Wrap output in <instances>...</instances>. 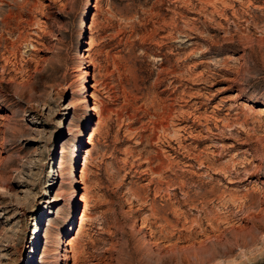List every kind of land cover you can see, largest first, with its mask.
<instances>
[{
	"label": "rangeland",
	"instance_id": "1",
	"mask_svg": "<svg viewBox=\"0 0 264 264\" xmlns=\"http://www.w3.org/2000/svg\"><path fill=\"white\" fill-rule=\"evenodd\" d=\"M0 264H264V0H0Z\"/></svg>",
	"mask_w": 264,
	"mask_h": 264
},
{
	"label": "bare ground",
	"instance_id": "2",
	"mask_svg": "<svg viewBox=\"0 0 264 264\" xmlns=\"http://www.w3.org/2000/svg\"><path fill=\"white\" fill-rule=\"evenodd\" d=\"M89 95L91 96V94H89ZM92 96H93V95H92ZM92 96H91V97H92ZM67 244H69V243H67ZM64 250H66V248H65ZM67 251H68V250H67ZM65 255H66V254H65ZM65 255H64V256H65Z\"/></svg>",
	"mask_w": 264,
	"mask_h": 264
}]
</instances>
